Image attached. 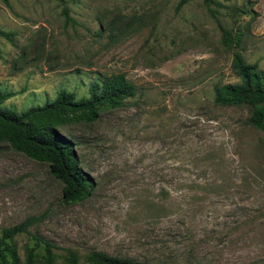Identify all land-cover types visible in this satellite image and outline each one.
<instances>
[{
  "label": "rangeland",
  "instance_id": "rangeland-1",
  "mask_svg": "<svg viewBox=\"0 0 264 264\" xmlns=\"http://www.w3.org/2000/svg\"><path fill=\"white\" fill-rule=\"evenodd\" d=\"M0 0L1 105L23 110L123 73L124 104L62 126L94 185L62 200L48 163L0 140V233L27 216L55 264L98 250L161 264H264V131L214 102L237 54L264 68V0ZM14 243L24 261L34 238ZM40 264L43 247L36 248Z\"/></svg>",
  "mask_w": 264,
  "mask_h": 264
},
{
  "label": "trees",
  "instance_id": "trees-1",
  "mask_svg": "<svg viewBox=\"0 0 264 264\" xmlns=\"http://www.w3.org/2000/svg\"><path fill=\"white\" fill-rule=\"evenodd\" d=\"M7 1V0H3ZM61 2L62 13L70 18L68 7ZM189 0H178L180 8ZM212 16H216L217 0H203ZM0 36L13 40L14 32L0 28ZM233 70L240 77L236 82L214 85V102L220 105H253L247 122L264 131V68L256 62H247L241 54L235 56ZM135 92V86L123 73H113L102 81H93L89 94L76 97L73 91L60 89L56 96L41 104L23 110L2 106L1 103L13 92L0 89V140H6L14 149L30 158L48 163L51 175L62 183V200L75 202L90 193L94 182L79 164L74 150L75 141L61 129L71 121H93L106 110L124 104V99ZM30 215L21 221L3 226L0 233V264H37V247H43L40 264H55L54 243L30 230L36 220ZM25 232L34 238L26 246L24 261L14 243L15 235ZM88 264H161L109 255L91 250L86 255ZM76 252L69 250L63 264H77Z\"/></svg>",
  "mask_w": 264,
  "mask_h": 264
}]
</instances>
